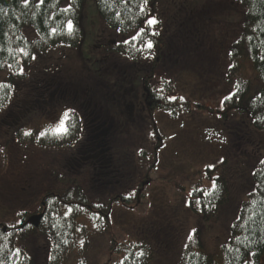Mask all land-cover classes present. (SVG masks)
<instances>
[{
	"label": "trees",
	"instance_id": "trees-1",
	"mask_svg": "<svg viewBox=\"0 0 264 264\" xmlns=\"http://www.w3.org/2000/svg\"><path fill=\"white\" fill-rule=\"evenodd\" d=\"M85 2L0 0V72L7 74L0 82V114L19 99L20 90L26 89L24 96L30 101L40 102L48 95V85H53L58 106H65L67 113V134H58L52 127L43 131L21 127L28 114L38 113L36 105L26 108L27 115L8 131L9 136L15 137L16 150L12 155L6 154L0 172L9 167L12 185L25 176L23 185L31 179L43 190L38 191L41 194L35 207H31L35 198L32 203L23 200L5 203L3 196L8 194L1 195L0 203L10 209L13 217L0 218V264H70L74 256V264H91L88 252L95 236L109 230L114 206L130 205L146 198L145 187L157 178H151L143 169L154 171L161 161L157 151L161 137L152 129L155 114L184 115L193 107L189 99L176 92V80L164 69L173 48L185 52L193 61L199 58V62H189L193 66L185 67L187 71L200 68L199 80L203 78L201 72L206 76L204 69L209 82L223 64V76L228 87L231 85L223 104L230 115L237 117L236 121L233 118L223 122L231 142L230 159L223 160V168L217 175L213 171L218 166L207 171V177L213 180L211 187L198 182L186 196L188 209L203 222H212L224 215L227 238L219 249L207 253L203 251L200 229H195L177 264H264V0H214L215 3L212 0H93L102 23L109 30H115L120 39L109 50L138 61L133 62L135 65L149 66L140 79L143 86L140 98L137 104L132 103L138 114L146 112L145 116H139L140 125L151 128L148 138L142 141L148 143L146 148L137 147L136 137L129 146L134 150L128 146L126 150L114 147L116 166L111 174L105 175V170L93 176L84 172L76 178L62 173V161L58 158L55 163L48 160L54 154L62 158L64 149L72 147L76 131L83 138L88 115L79 105L71 103L76 99L81 102L85 93L75 87L71 90L76 98L64 102L62 96L69 87L65 85L67 90L64 89L63 80L53 76L54 69L41 61L59 47L77 48L83 41ZM172 12L182 13L192 22L185 34L177 31L175 41L168 32ZM152 18L156 23L150 25L147 21ZM212 26L222 35L212 36ZM181 44L184 48H180ZM222 58L226 62H220ZM54 60L60 61L53 58L48 63L54 64ZM246 61H250L255 84L246 70ZM131 82H134L132 78ZM128 87L118 90L119 94L128 91ZM124 103L130 109V103ZM110 114H105L100 121L114 125L127 123ZM129 123L132 125L131 120ZM11 145L5 144L6 152ZM230 161L236 162V169L233 165L226 166ZM126 162L131 165L129 170L126 168L127 172ZM37 213L42 216L34 227L28 218ZM138 235L140 240L124 242L126 254L115 264H152L161 244L160 231H149L142 225Z\"/></svg>",
	"mask_w": 264,
	"mask_h": 264
},
{
	"label": "rangeland",
	"instance_id": "rangeland-1",
	"mask_svg": "<svg viewBox=\"0 0 264 264\" xmlns=\"http://www.w3.org/2000/svg\"><path fill=\"white\" fill-rule=\"evenodd\" d=\"M212 1L214 2V0ZM172 16L168 32L173 34L172 41H175L177 31L185 34L187 29L192 26V22L186 20L182 13L172 12ZM173 20L175 21L174 24ZM214 22H218V20ZM82 23L85 35L77 48L59 47L50 52L46 59L41 62H47V67L54 69L52 74L54 77L63 80L62 87L64 89H66L65 85L69 87V91L66 89L67 91H64L62 96L64 102H71L75 97L71 89L76 87L83 90L84 99L80 100L81 102H76V99L71 105L80 104L81 110L83 109V112L88 115L87 119H91L89 113L91 109L93 113H99L97 116L92 113V119L96 118L103 121L105 114L112 113L110 115L116 116L120 122L127 121L123 125L124 127L119 123L124 133L122 138L123 150L134 144V137H136L138 148L141 146V149L146 148L148 143L144 142L143 144L142 141L144 138L145 140L148 138V131L151 127L140 125L141 117L145 116L146 112L144 115L138 114L139 112L135 110L133 105V103L137 104L143 86L136 80L132 83L131 78H135L134 75L137 72H140V78L143 72L149 68L148 64L135 65L133 62L138 61L130 60L126 56L109 50L120 39L115 34L117 33L115 30H109L102 23L93 0H86L85 2V16ZM189 34L191 33L186 35ZM211 34L212 36L222 35L221 31L216 30V27L213 26L211 27ZM180 48H184L183 45ZM53 58L60 61L54 60V64H49L48 62ZM198 59L193 61L181 50L173 48L171 51L168 64L164 69L174 78V81L176 80V92H180L179 94L191 101L192 110L189 114L177 116L167 115L163 112L155 114V125L152 126V129L156 130L161 137L160 141L162 142H159L157 150L160 151L161 161L156 170L149 171L144 168L143 171L146 170L151 178L157 179L145 187L144 190L147 192L145 199L126 206L119 204L114 206L109 230L95 236L94 244L88 252L91 264L120 262L122 256L126 254L125 243L141 239L138 230L142 225L149 231H160L161 234V244L157 246L158 250L155 252L156 255L152 264H177L185 247L191 241L193 231L197 228L200 229L204 252H215L227 238L223 214L218 220L206 223L192 214L187 206L186 196L190 194L191 187L198 182H203L206 186L211 187L213 180L207 177V171L218 166L213 174L217 175L221 172L223 160L226 157L229 158L228 148L231 143L226 134L228 128L223 122L233 118L235 121L237 120V117L230 115L223 104L224 98L231 92V85L228 87V82L223 76V64L219 65L216 76H213L208 82V72L204 69L206 76L201 72L203 76V78L200 76L201 80L197 76L200 74V68H191V71L185 70L186 66H193L189 62H199ZM180 62L183 63L178 64ZM220 62H226V59L222 58ZM249 62L246 61L245 67L255 84ZM160 64L163 65L164 62ZM174 65L181 66L183 69L178 68L177 70ZM6 76V72H0V82ZM129 85L130 88L128 87L129 90L124 95L119 94L118 90ZM52 87L53 85H48L46 91L48 95L44 96L40 102H32L28 97H25V88L22 92L20 90V94L23 96L19 94V99L17 98L12 103V107H8L0 114V165L7 158L6 154L12 155L11 153L16 150L14 146L16 145L15 137L9 136L8 131L13 130L15 122L19 121L20 123L27 115L25 114L27 113L26 108H33L36 105L39 111L31 116L28 114L25 124H21V127L43 131L49 125L53 128L58 125L61 126V121L65 118V106L61 108L58 106V96ZM125 101H130V109L125 106ZM107 120L110 121L109 118ZM130 120L132 125L129 123ZM90 124L97 125V122L92 120L88 123V125ZM120 134L113 133L114 139L118 142L117 147H121L120 137L116 138ZM6 143L12 144L7 152L4 148ZM128 149L134 150L130 147ZM247 149L250 151L249 144ZM54 155L48 161L54 162L57 158L58 161H61L62 158ZM231 163L232 161L226 166L233 165L236 169V162ZM253 164L254 161L251 165ZM130 167L129 162L124 164V170L126 168L129 170ZM6 170L0 172V197L4 193L8 194V197L3 196V201L6 203V201L23 200L32 203L35 198L31 205V207H35L41 194L38 191L43 190V187L31 179H27L29 182L23 185L25 176H22L21 181H17L14 186L10 182L9 167ZM162 177L165 179L161 180ZM98 190L100 193L102 192L101 189ZM15 215L16 213L14 217ZM12 217L10 209L0 203V218L7 220ZM91 228L94 226L91 225ZM75 260L76 256L70 264H74Z\"/></svg>",
	"mask_w": 264,
	"mask_h": 264
},
{
	"label": "flooded vegetation",
	"instance_id": "flooded-vegetation-1",
	"mask_svg": "<svg viewBox=\"0 0 264 264\" xmlns=\"http://www.w3.org/2000/svg\"><path fill=\"white\" fill-rule=\"evenodd\" d=\"M123 88H126V86ZM34 113L37 112L35 111L31 115ZM92 120H96L97 122L96 118L90 119L89 122ZM121 126L124 127L123 125ZM121 126L104 123L85 125L83 126L84 133L82 139H80V134L76 131L71 150L64 149L62 153V173L73 174L76 178H79L84 172L90 173L93 176L97 175V171L100 174L101 171L105 170V175L111 174L116 166L113 164V149L118 145L117 140H114L113 133H121L116 138L120 137L121 149H123L122 138L124 133L121 130ZM122 160L123 157L121 158V171L123 173ZM107 168H109L108 171H106ZM31 221L34 223L36 218L32 217Z\"/></svg>",
	"mask_w": 264,
	"mask_h": 264
},
{
	"label": "snow or ice",
	"instance_id": "snow-or-ice-1",
	"mask_svg": "<svg viewBox=\"0 0 264 264\" xmlns=\"http://www.w3.org/2000/svg\"><path fill=\"white\" fill-rule=\"evenodd\" d=\"M25 2H27V0H25ZM147 22L150 25L156 23L154 18L149 19ZM68 27H69V29H71V22H69ZM134 39H135V37H134ZM147 47H149V48L151 47L150 42L148 43ZM65 116H67V113H65ZM56 131L58 132V134H67V129L64 127L63 121H61V126H60V128L56 129ZM41 135H45V133H41Z\"/></svg>",
	"mask_w": 264,
	"mask_h": 264
},
{
	"label": "water",
	"instance_id": "water-1",
	"mask_svg": "<svg viewBox=\"0 0 264 264\" xmlns=\"http://www.w3.org/2000/svg\"><path fill=\"white\" fill-rule=\"evenodd\" d=\"M37 218H40V215H38V216H37ZM34 224L36 225V224H37V222H36V221H34Z\"/></svg>",
	"mask_w": 264,
	"mask_h": 264
}]
</instances>
